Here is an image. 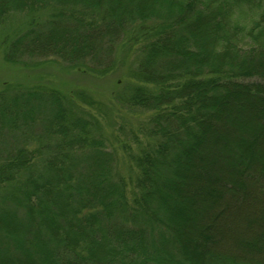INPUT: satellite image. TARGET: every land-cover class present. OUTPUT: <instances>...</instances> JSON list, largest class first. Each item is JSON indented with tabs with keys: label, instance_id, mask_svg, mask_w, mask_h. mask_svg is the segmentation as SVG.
<instances>
[{
	"label": "trees",
	"instance_id": "obj_1",
	"mask_svg": "<svg viewBox=\"0 0 264 264\" xmlns=\"http://www.w3.org/2000/svg\"><path fill=\"white\" fill-rule=\"evenodd\" d=\"M263 4L0 0L17 71L29 55L103 75L133 53L121 99L149 113L122 173L60 89L0 91V136L39 129L51 149L0 150V264H264Z\"/></svg>",
	"mask_w": 264,
	"mask_h": 264
},
{
	"label": "rangeland",
	"instance_id": "obj_2",
	"mask_svg": "<svg viewBox=\"0 0 264 264\" xmlns=\"http://www.w3.org/2000/svg\"><path fill=\"white\" fill-rule=\"evenodd\" d=\"M48 15L49 12L47 11L45 16H42V19H46ZM22 16L23 14L21 13L15 15L13 22L16 23H14V26H17L20 21L25 19ZM22 31L17 30L16 32L20 34ZM117 55L119 57L120 54L117 53ZM22 60L23 64L19 66H25L26 68H24V71H20L28 77H24L22 72L17 71V68L6 62L4 51L0 48V91H6L9 95H13L20 90L25 91L38 86L40 87L37 89L43 91L47 87H57L67 98L65 101L67 105H71L78 114L95 122L92 125L94 128L93 134L97 137L101 136V139L105 141L106 148L115 153V161L113 160L114 169L126 173L129 163L128 152H136L140 147L145 146L149 128V113L141 108L132 107L121 99V93L124 95L125 87H129L127 83H135V79L129 82L130 77L128 76V69L130 67L134 69L136 67L134 64L137 63L133 53L127 61H121V58L119 62H116L117 66L114 65L115 68H110V71L103 75L97 73L96 70H92L94 66L92 68L83 66V69L87 72L81 73L69 63L60 59L51 62L49 59L25 55ZM117 81H119V84H116ZM18 83H22L21 88L17 86L19 85ZM81 92L89 94L90 96H86L93 97L96 101H101L102 106L98 107L96 104L91 106L82 102L77 95ZM34 102L37 101L34 99ZM37 119L41 120L42 116ZM37 127L40 128V125H37ZM41 132L42 130L35 128L27 130V126L17 128L14 131V133H17L15 135L10 136V134L5 132L4 134L7 137L5 140L0 136V150L4 153L12 151L14 149L12 143L19 142L21 146L27 145L32 149L36 148L37 151L41 149V154L45 156L48 153L51 154L50 148L43 149L41 147L42 137H37L38 134L40 136ZM14 136L18 137L17 140H14ZM27 136L31 137L26 140ZM43 139H47V136ZM47 142H44V145ZM124 144L130 145V149H124L126 148ZM37 172L35 171V174ZM244 209L242 210L243 215L247 213L246 207ZM242 214L241 216H230L233 219L232 221L235 222L236 228H243L241 223L244 221Z\"/></svg>",
	"mask_w": 264,
	"mask_h": 264
}]
</instances>
